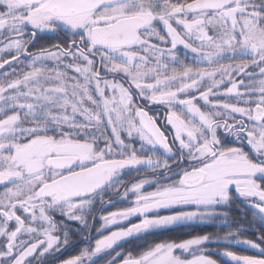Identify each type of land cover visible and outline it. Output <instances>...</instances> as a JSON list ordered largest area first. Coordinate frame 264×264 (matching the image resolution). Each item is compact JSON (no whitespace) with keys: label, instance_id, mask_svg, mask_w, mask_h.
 Listing matches in <instances>:
<instances>
[{"label":"snow or ice","instance_id":"6c2138e0","mask_svg":"<svg viewBox=\"0 0 264 264\" xmlns=\"http://www.w3.org/2000/svg\"><path fill=\"white\" fill-rule=\"evenodd\" d=\"M38 33L70 39L32 53ZM134 97L167 108L171 139ZM125 169L151 178L123 185L131 206L103 227L140 222L63 264H95L117 242L172 225L228 227L220 209L234 198L264 227V0H0V264L58 251L52 214L87 226L86 210ZM242 231L155 243L122 264H218L203 252L210 242L231 264H264V232L257 243Z\"/></svg>","mask_w":264,"mask_h":264},{"label":"flooded vegetation","instance_id":"af4514ba","mask_svg":"<svg viewBox=\"0 0 264 264\" xmlns=\"http://www.w3.org/2000/svg\"><path fill=\"white\" fill-rule=\"evenodd\" d=\"M27 36V34H26ZM70 39L69 36H66L63 33L59 34H52V33H38L37 36L34 38L32 44L29 47V51L32 53H35L39 51L40 49H54L56 45L64 46L66 45L67 41ZM187 51L183 48H180L179 51ZM191 54V53H189ZM135 91V90H134ZM135 104L143 107L150 116H152L159 127L163 131H165L166 135L169 136V139H171L172 132L170 130V126L166 124V113L167 108L161 105L156 104H147L141 100L139 97H134ZM218 136L229 146H232L230 141H232V137L228 136L223 129H220L218 131ZM163 159V157H161ZM144 178H151V173L140 169L139 171L135 169H125L124 173L121 177L122 180V186L119 187L117 190L109 189L106 193H103V200L101 201L100 197L98 196L96 198V201L92 205V207L88 210H86L85 218L87 220V226L81 224L79 221L76 220H70L66 216L60 214L59 212L53 213V219L57 224V231L54 232V235H58L61 238V244L59 245V250H52L49 254H45L43 257L39 256V250L34 255V258H31V264H63V261L66 259H69L73 256L79 255V253L84 248L91 249L94 247L95 240L101 238V235H108L112 231H116L119 228H127L131 226L132 224H136L140 222L139 217H131L129 220L123 221L122 223L112 225L110 227L104 228L103 227V219L102 217L107 215L110 212L119 211L126 207L131 206V200L134 198L129 196L128 198H124V187L123 185H127L128 187L131 186L132 183L138 182L140 179ZM146 191H152L153 189L151 187L145 188ZM117 191L119 194H117ZM233 200H239L240 204L242 205V209L240 211L243 213L244 217H247V213L249 216V221L252 224H260L258 220H254L252 216V212L249 208H247L244 203L239 198H234ZM232 203V202H231ZM231 204L224 206L222 208H225L226 212L228 214V218L230 221L231 217ZM157 213L151 214L156 215ZM171 212L169 210H160L158 215L164 216V215H170ZM222 223L221 220H217L214 223ZM211 224H201V223H194V224H186V225H172L167 228H163L160 230H154L147 234H143L139 237H133V238H127L126 240H122L117 242L116 245L113 246L112 249H108L107 251L99 254L96 257H93V260L95 264H110V262L114 261V264H120L122 263L124 257L127 255L128 252H132L133 255H138L140 252L146 250L148 247L154 245L155 243L160 242H175L180 243L184 240L191 239L196 236H191L194 232V228L203 226V225H211ZM253 228V226H250ZM254 229V228H253ZM166 232V231H175L177 232V235H174L176 239L168 240V239H161L157 241H152L151 237L153 234H156L158 232ZM255 232H258L257 230H252ZM68 233V243L65 245L63 244V237L64 233ZM190 235V236H186ZM209 235V234H208ZM183 236H186V238H183ZM213 238V241L215 240V237L211 236ZM258 235L256 236L255 240L257 243L260 241L257 239ZM154 238V237H152ZM249 239V238H245ZM215 244L216 242H210L206 243L203 248L205 250L209 251L206 255L210 256V258L215 259V257H218L219 259L226 260L227 262H230L227 258H224L222 256V252L225 249H219L216 250ZM220 244V243H218ZM226 247V246H225ZM216 250L217 253L211 252L210 250ZM245 253L241 255H255L258 254L255 251L251 250H245ZM117 253H121L120 256H117ZM187 258L189 257V254H183ZM228 264V263H227Z\"/></svg>","mask_w":264,"mask_h":264},{"label":"trees","instance_id":"16d2710c","mask_svg":"<svg viewBox=\"0 0 264 264\" xmlns=\"http://www.w3.org/2000/svg\"><path fill=\"white\" fill-rule=\"evenodd\" d=\"M180 52L183 54L186 51H182L180 50ZM188 56L190 57L191 54L188 53ZM136 147L139 148L140 146V142L137 140L135 141ZM231 217H230V221H228V227H223L222 223H215V224H211V225H203V226H199L194 228V232L193 234H191V236H201V235H205V234H209L210 236L213 237H217L220 236L222 237L227 231L229 230H235L237 228H240L243 230V227H250L253 226V228L255 230H257L258 232L255 231H242L241 232V238H249V239H256V236L259 235L260 233L264 232V227H262L260 224H252L249 221V216L247 213V217L243 216V213L240 211V209H242V205L240 204L239 200H233L231 203ZM220 210L222 211H226L225 208H221ZM229 220V218H228ZM174 235H177V232L175 231H166V232H158L156 234H153L151 240L152 241H157V240H161V239H168V240H172V239H176ZM186 236H190V235H186ZM186 236H183V238H186ZM216 250L219 249H225V245L224 244H215ZM229 250L235 251L238 254H243L245 253V251L242 248L236 247V246H231L229 248ZM215 259L217 260L218 264H231L230 262H227L226 260L223 259H219L218 257H215Z\"/></svg>","mask_w":264,"mask_h":264},{"label":"rangeland","instance_id":"374dc122","mask_svg":"<svg viewBox=\"0 0 264 264\" xmlns=\"http://www.w3.org/2000/svg\"><path fill=\"white\" fill-rule=\"evenodd\" d=\"M180 48H182V46L180 47ZM49 63H51V62H49ZM141 100L143 101V102H145V103H149V104H152V103H150V102H148V101H146V100H144V99H142L141 98ZM156 106H157V104H156ZM161 106H163V105H161ZM165 107V106H164ZM219 131V130H218ZM132 201V200H131ZM130 201V202H131ZM163 210V209H162ZM151 214H154V213H151ZM150 214V215H151ZM243 229H246V230H248V231H252V230H254L252 227H243ZM242 239H245V238H242ZM236 247H239V248H242V249H245V250H250V249H246L245 247H243V246H236ZM211 252H215V253H217L216 252V250H214V249H212V250H210ZM251 251H255V250H251ZM203 252H204V254L206 255L209 251H207V250H205V248H203ZM207 252V253H206ZM256 252V251H255ZM257 253V252H256ZM184 254H186V253H184ZM189 257H191V256H189Z\"/></svg>","mask_w":264,"mask_h":264},{"label":"water","instance_id":"95a60500","mask_svg":"<svg viewBox=\"0 0 264 264\" xmlns=\"http://www.w3.org/2000/svg\"><path fill=\"white\" fill-rule=\"evenodd\" d=\"M146 111V110H145ZM120 264H122V263H120Z\"/></svg>","mask_w":264,"mask_h":264}]
</instances>
